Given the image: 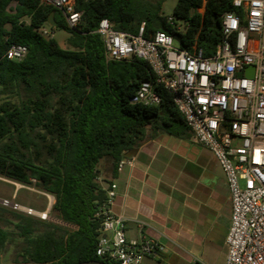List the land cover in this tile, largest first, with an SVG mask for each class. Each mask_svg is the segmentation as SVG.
Wrapping results in <instances>:
<instances>
[{
	"label": "trees",
	"instance_id": "16d2710c",
	"mask_svg": "<svg viewBox=\"0 0 264 264\" xmlns=\"http://www.w3.org/2000/svg\"><path fill=\"white\" fill-rule=\"evenodd\" d=\"M163 2L76 0L81 21L71 28L60 10L40 0H0V175L52 194V210L76 225L67 229L11 210L6 221L14 224V234L1 225L7 209L0 206V254L14 235L23 242L22 258L0 264H119L96 253L100 208L108 206L100 162H110L115 176L119 162L149 136H189L191 130L160 84L158 104L130 101L155 75L138 57L107 59L99 22L108 18L115 29L133 34L145 22L146 35L178 33L184 48L196 45L210 55L224 36V12L236 9L232 0H206L200 12L203 0H177L172 15L186 26L178 31ZM52 11L56 26L49 24ZM46 25L69 32L67 48L42 33ZM12 44L27 47L24 58L7 57Z\"/></svg>",
	"mask_w": 264,
	"mask_h": 264
},
{
	"label": "built area",
	"instance_id": "2783aa9c",
	"mask_svg": "<svg viewBox=\"0 0 264 264\" xmlns=\"http://www.w3.org/2000/svg\"><path fill=\"white\" fill-rule=\"evenodd\" d=\"M40 1L60 10L69 27L80 24L82 12L76 9V0ZM232 2L236 9L224 12V36L210 55L196 45L191 50L184 48L175 39L178 33L156 30L146 35L145 22L133 34L115 29L103 18L96 31L104 41L107 59L138 57L155 75V80L139 85L130 101L158 104L161 96L155 85H162L172 95L195 140L209 149L222 167L231 198L224 264H264V0ZM167 21L178 31L186 28L185 22L175 20L172 14ZM41 31L47 33L44 27ZM26 53L25 45L12 44L6 55L21 60ZM250 66H254L252 75L248 74ZM133 162V158H123L117 169ZM116 187V183L108 186V206L100 208L104 220L96 253L119 264H145V257L157 255L163 246L147 235L127 236L125 217L110 209ZM1 203L23 214L49 219L48 210L14 199L3 198Z\"/></svg>",
	"mask_w": 264,
	"mask_h": 264
},
{
	"label": "crops",
	"instance_id": "0c3cea01",
	"mask_svg": "<svg viewBox=\"0 0 264 264\" xmlns=\"http://www.w3.org/2000/svg\"><path fill=\"white\" fill-rule=\"evenodd\" d=\"M189 133L149 136L127 157L133 165L125 164L115 176L110 162L99 164L103 185L117 184L110 209L125 217L127 236L147 235L163 246L145 264L225 263L229 186L212 152Z\"/></svg>",
	"mask_w": 264,
	"mask_h": 264
},
{
	"label": "rangeland",
	"instance_id": "374dc122",
	"mask_svg": "<svg viewBox=\"0 0 264 264\" xmlns=\"http://www.w3.org/2000/svg\"><path fill=\"white\" fill-rule=\"evenodd\" d=\"M176 2L177 0H164L163 8H162L163 13L166 15H171ZM44 29L47 31V33H45L46 36L54 38L61 47L63 48L68 47L66 41L67 37L69 36L68 31L64 29L52 30L49 25H46ZM45 193L47 192L43 191L39 186H37L34 183L23 184L0 175V206L7 209V211L4 212L1 211L3 214L1 225L13 231L14 234H16V231H14L15 230L14 224L6 221V219L13 218L10 211L14 210L11 207L5 206L1 203V200L3 198H6V199H14L15 201L21 204L32 206L33 208L40 211L48 210L49 219L45 221L53 222L67 229L76 228V225L64 221L52 210V205L55 201V197L50 193H47L49 195ZM33 217L39 218L37 216H33ZM22 244H23L22 238H19L17 235H14V240L8 244L5 252L0 254V259L2 261L9 262L13 260V258H22L18 254V252L21 251Z\"/></svg>",
	"mask_w": 264,
	"mask_h": 264
},
{
	"label": "water",
	"instance_id": "95a60500",
	"mask_svg": "<svg viewBox=\"0 0 264 264\" xmlns=\"http://www.w3.org/2000/svg\"><path fill=\"white\" fill-rule=\"evenodd\" d=\"M49 24L51 26H56V21L54 20V11H52L49 15ZM175 39L180 41L181 40V36L179 34H175ZM253 71H254V66H250L248 68V74L252 75L253 74ZM97 263H100V264H104L102 262H97ZM79 264H84V262L82 263H79Z\"/></svg>",
	"mask_w": 264,
	"mask_h": 264
}]
</instances>
